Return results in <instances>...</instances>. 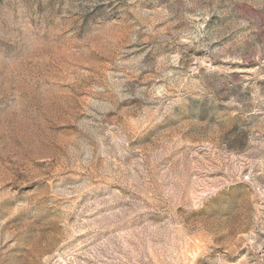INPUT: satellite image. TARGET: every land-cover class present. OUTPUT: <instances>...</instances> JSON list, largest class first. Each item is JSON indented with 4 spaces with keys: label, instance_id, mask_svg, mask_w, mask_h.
Wrapping results in <instances>:
<instances>
[{
    "label": "rangeland",
    "instance_id": "rangeland-1",
    "mask_svg": "<svg viewBox=\"0 0 264 264\" xmlns=\"http://www.w3.org/2000/svg\"><path fill=\"white\" fill-rule=\"evenodd\" d=\"M0 264H264V0H0Z\"/></svg>",
    "mask_w": 264,
    "mask_h": 264
}]
</instances>
